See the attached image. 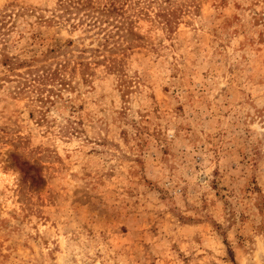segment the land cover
<instances>
[{
  "label": "rangeland",
  "instance_id": "1",
  "mask_svg": "<svg viewBox=\"0 0 264 264\" xmlns=\"http://www.w3.org/2000/svg\"><path fill=\"white\" fill-rule=\"evenodd\" d=\"M0 264H264V0H0Z\"/></svg>",
  "mask_w": 264,
  "mask_h": 264
}]
</instances>
